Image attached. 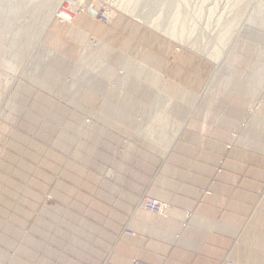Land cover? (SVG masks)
I'll return each mask as SVG.
<instances>
[{"label": "rangeland", "instance_id": "1", "mask_svg": "<svg viewBox=\"0 0 264 264\" xmlns=\"http://www.w3.org/2000/svg\"><path fill=\"white\" fill-rule=\"evenodd\" d=\"M63 3L106 5L113 20L101 25L90 17L96 28L76 46L66 33L85 15L58 22ZM118 16L138 20L132 25L169 41L173 54L203 65L205 100L244 111L235 143L249 120L264 134V0H0V264H72L107 250L101 232L84 229L81 200L68 197V163L85 158L76 128L97 122L103 96L126 93L135 79L129 66L111 84L100 81L99 66L114 54L102 37ZM161 105L174 137L193 103Z\"/></svg>", "mask_w": 264, "mask_h": 264}, {"label": "crops", "instance_id": "2", "mask_svg": "<svg viewBox=\"0 0 264 264\" xmlns=\"http://www.w3.org/2000/svg\"><path fill=\"white\" fill-rule=\"evenodd\" d=\"M133 23L118 16L106 27L103 43L114 54L98 72L109 85L116 70L132 66L135 79L126 93L103 96L97 122L76 128L85 158L68 163V197L81 200L84 229L101 232L107 250L71 263L264 264V134L249 120L235 143L244 111L205 100L203 65ZM76 26L66 35L81 46L96 25L81 16ZM159 84L163 95L153 94ZM171 98L193 103L174 137L168 112L158 109ZM143 197L167 204L169 217L143 212ZM187 212L194 217L182 229Z\"/></svg>", "mask_w": 264, "mask_h": 264}, {"label": "built area", "instance_id": "3", "mask_svg": "<svg viewBox=\"0 0 264 264\" xmlns=\"http://www.w3.org/2000/svg\"><path fill=\"white\" fill-rule=\"evenodd\" d=\"M90 8L93 9L95 13V18L93 19L96 20L99 24L108 25L113 20V12L106 5L103 4L100 5L96 3L95 4L91 3V6L89 7L87 6L75 7L74 5H71L69 3H63L62 5H60V9H58L59 13L55 14L54 18L62 24H73L77 16L81 14L88 17L89 16L88 11ZM94 45H95V41L89 42L88 47L94 48ZM221 164L222 161H220V165ZM215 171L216 173L220 172V168H216ZM139 208L143 212L152 215L158 219H166L170 215V207L167 204L158 202L148 197H143L140 200ZM192 215L193 214L189 212L185 213V219L181 223L182 229H185L187 227L190 219L192 218ZM126 234L131 237L134 236L129 232H127ZM131 264H146V263L134 259L132 260Z\"/></svg>", "mask_w": 264, "mask_h": 264}, {"label": "bare ground", "instance_id": "4", "mask_svg": "<svg viewBox=\"0 0 264 264\" xmlns=\"http://www.w3.org/2000/svg\"><path fill=\"white\" fill-rule=\"evenodd\" d=\"M88 2V1H87ZM84 6H87V7H89V6H91V4L90 3H86ZM58 9H60V6H57V10H56V13L55 14H57V13H59V11H58ZM55 16V15H54ZM139 19V18H138ZM138 21V20H137ZM166 34V35H169V36H172L173 35V33H170V32H165L164 30H163V34ZM167 103V102H166ZM237 138H238V136H237Z\"/></svg>", "mask_w": 264, "mask_h": 264}, {"label": "water", "instance_id": "5", "mask_svg": "<svg viewBox=\"0 0 264 264\" xmlns=\"http://www.w3.org/2000/svg\"><path fill=\"white\" fill-rule=\"evenodd\" d=\"M88 15H89V17H91V18H95V13H94V11H93V9H89V11H88Z\"/></svg>", "mask_w": 264, "mask_h": 264}]
</instances>
